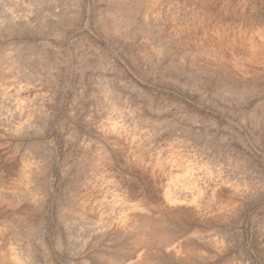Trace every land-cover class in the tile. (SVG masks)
<instances>
[{"label": "rangeland", "instance_id": "374dc122", "mask_svg": "<svg viewBox=\"0 0 264 264\" xmlns=\"http://www.w3.org/2000/svg\"><path fill=\"white\" fill-rule=\"evenodd\" d=\"M0 264H264V0H0Z\"/></svg>", "mask_w": 264, "mask_h": 264}]
</instances>
